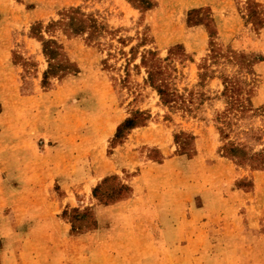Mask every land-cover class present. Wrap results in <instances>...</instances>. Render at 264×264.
I'll use <instances>...</instances> for the list:
<instances>
[{"label": "rangeland", "instance_id": "1", "mask_svg": "<svg viewBox=\"0 0 264 264\" xmlns=\"http://www.w3.org/2000/svg\"><path fill=\"white\" fill-rule=\"evenodd\" d=\"M0 264H264V0H0Z\"/></svg>", "mask_w": 264, "mask_h": 264}, {"label": "crops", "instance_id": "2", "mask_svg": "<svg viewBox=\"0 0 264 264\" xmlns=\"http://www.w3.org/2000/svg\"><path fill=\"white\" fill-rule=\"evenodd\" d=\"M9 75H12V74H9Z\"/></svg>", "mask_w": 264, "mask_h": 264}]
</instances>
